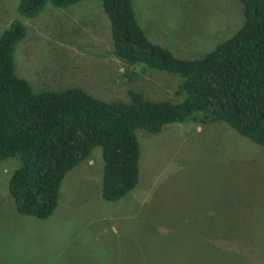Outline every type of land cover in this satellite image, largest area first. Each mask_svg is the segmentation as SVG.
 Segmentation results:
<instances>
[{
  "label": "rangeland",
  "instance_id": "rangeland-1",
  "mask_svg": "<svg viewBox=\"0 0 264 264\" xmlns=\"http://www.w3.org/2000/svg\"><path fill=\"white\" fill-rule=\"evenodd\" d=\"M132 1L147 37L184 59L204 57L244 24L239 0ZM18 4L0 0V34L14 20L27 26L15 66L37 92L80 88L105 102H129L137 91L183 101L181 77L149 68L134 76L114 55L102 2L49 3L33 19ZM138 138L134 191L117 202L103 199L97 146L67 174L45 220L20 214L10 195L21 156L0 161V264H264V147L225 122L189 121ZM194 201H204L210 215L182 219L187 211L174 206Z\"/></svg>",
  "mask_w": 264,
  "mask_h": 264
},
{
  "label": "trees",
  "instance_id": "trees-1",
  "mask_svg": "<svg viewBox=\"0 0 264 264\" xmlns=\"http://www.w3.org/2000/svg\"><path fill=\"white\" fill-rule=\"evenodd\" d=\"M83 1L96 0H19L18 13L33 19L49 3L67 8ZM97 1L110 20L114 55L134 76L149 68L181 77L183 101H154L137 91L129 102H105L80 88L37 92L17 74L16 47L27 26L12 21L0 34V161L21 156L9 192L22 215L49 219L63 180L97 146L105 163L103 199L125 198L139 183V131L156 135L173 124L225 122L264 147V0H239L243 26L199 59L153 43L132 0Z\"/></svg>",
  "mask_w": 264,
  "mask_h": 264
},
{
  "label": "crops",
  "instance_id": "crops-1",
  "mask_svg": "<svg viewBox=\"0 0 264 264\" xmlns=\"http://www.w3.org/2000/svg\"><path fill=\"white\" fill-rule=\"evenodd\" d=\"M174 208L186 210L188 213L183 212L182 213V215H183L182 219L185 218L187 221L189 220V218L203 219V218H207L210 215V213L207 212V210L210 207L204 201H194L191 203H184V204L178 205L177 207L174 206ZM190 210H192V211H190Z\"/></svg>",
  "mask_w": 264,
  "mask_h": 264
}]
</instances>
